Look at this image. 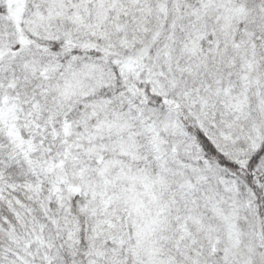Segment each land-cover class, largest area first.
<instances>
[{
    "label": "snow or ice",
    "instance_id": "6c2138e0",
    "mask_svg": "<svg viewBox=\"0 0 264 264\" xmlns=\"http://www.w3.org/2000/svg\"><path fill=\"white\" fill-rule=\"evenodd\" d=\"M0 264H264V0H0Z\"/></svg>",
    "mask_w": 264,
    "mask_h": 264
}]
</instances>
